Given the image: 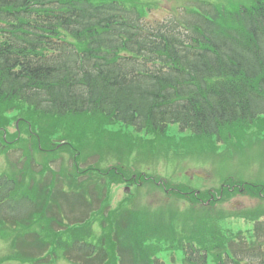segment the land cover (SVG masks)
I'll return each mask as SVG.
<instances>
[{
    "label": "trees",
    "instance_id": "1",
    "mask_svg": "<svg viewBox=\"0 0 264 264\" xmlns=\"http://www.w3.org/2000/svg\"><path fill=\"white\" fill-rule=\"evenodd\" d=\"M233 1L228 7L226 0H184L181 13L150 20L146 16L156 0H0V143L7 159L10 148L23 142H30V158L41 151L63 157L88 152L101 161L115 145L119 152L112 155L120 167L130 168L133 160L135 169L145 162L152 166L160 155L153 145L171 140V124L210 142L221 139L233 154V145L242 146L246 138L240 131L258 122L264 127V0ZM114 123L124 132L107 128ZM135 131L149 137H136ZM84 161L80 173L91 177L98 166ZM1 172L0 225L10 231L9 225L23 224L32 234L36 205L46 218L48 201L59 207L57 200L40 198L41 205L27 196L34 186L18 188L9 169ZM60 175L63 197L83 188L65 169ZM109 175L120 179L119 173ZM260 204L242 217L258 221L264 216ZM157 207L148 212L120 207L106 216L99 207L102 235L93 233L88 220L68 224L62 232L67 241L48 226L36 233L55 247L53 264H77L56 250L72 245L79 252L87 248V259L96 261L97 254L94 264H161L154 257L163 247L182 248L183 264H264V222L249 243L223 234L218 217H200L188 229L189 214L183 213L181 227L179 212ZM16 237H23L19 230Z\"/></svg>",
    "mask_w": 264,
    "mask_h": 264
},
{
    "label": "rangeland",
    "instance_id": "2",
    "mask_svg": "<svg viewBox=\"0 0 264 264\" xmlns=\"http://www.w3.org/2000/svg\"><path fill=\"white\" fill-rule=\"evenodd\" d=\"M131 1H133L136 4H139L138 3L139 0H131ZM151 1H154V0H151ZM231 1L232 0H226V6L229 7L232 4ZM235 1L240 2V0H235ZM235 1H233V3H235ZM156 2H157L156 6L152 8L148 14L149 16L151 15L150 18H152V20L153 19H163L165 17H168L173 11H177V9H179L181 13V10H182L181 7L185 3L184 0H156ZM158 2L160 3L158 4ZM18 124H19V120L17 119L15 121V125L17 126ZM259 124H261V122H258L255 128L257 132L256 136L251 132H249L248 134H245L246 139H247V143L245 145L240 146L238 148L236 145H233L235 147L233 150V156L237 160L230 158L228 155L229 154L228 151L225 152L226 150L225 148H220V150H222V154L220 156L215 155L213 157L211 154L208 155L209 150L219 152V148L214 147L213 142H210V141L205 142L204 140H202L196 135H193L187 138L184 135H182L183 132L179 129L177 124H172L169 130V134H171L170 136L171 140L170 139L167 141L161 140L159 143L157 142L156 145L155 144L153 145L155 146V148L159 149L161 157L158 155L156 156L155 160L157 162L154 164L155 170H153L152 168L151 169L156 174L159 173L158 176H161L160 172L164 176H166L165 173L166 174L176 173L171 180L174 182H180V181L185 182L188 179L187 177L184 178L183 176L186 170L184 168L188 167V170H186V174L194 178L190 182V184L195 187L201 186L203 189L211 188L214 186H219L222 183V180H229V178L231 177V174H233L235 180H232L230 178L229 181H231L232 183L237 182L242 187L244 186V189H245L244 191L245 192L247 191L248 193L253 191L254 193L257 194L258 190L261 189L259 190L260 191L259 195L264 197V130H263L264 127H259ZM107 128H110L111 130H116V132L118 133H122L125 130V127L120 123H114L112 125L107 126ZM73 132L76 135L78 134V132L75 130H73ZM132 134L136 135V137L137 136H140L143 138L149 137L143 132L138 133L137 131H135ZM107 151L109 152V157L107 158L106 161L99 162V163H97V161H101L99 155H96V154L92 155L90 153V156H88V152L83 153V156L85 158L88 157L90 161L94 163V166L98 165L100 177H99L98 182L96 183H99L101 181H106V177L104 176L110 173H114V166L119 165L115 158L116 154H118L119 152V147L118 146L115 147L114 145V149L110 148ZM250 151L252 152V156H250V158H247L246 156L249 154ZM114 152L116 153L115 156L112 155L114 154ZM224 153H226L228 156ZM69 157L72 160L75 159V156H72V157L69 156ZM80 157H82V154L81 155L79 154V158ZM134 159H135V156H134ZM245 159H248L250 161V165L248 162H244ZM132 163L133 161H130V164ZM1 165L2 166L7 165L4 159H0V168H1ZM54 165L55 166L53 167L56 168L57 173L62 172L63 169L66 168L71 174L70 178H73V175H72L73 171L70 169L68 165L65 164L64 161H59L58 163ZM11 169L12 168L9 167V171H11ZM54 173H55L54 169L51 170L50 168H48L47 173H45V177L39 174L40 176H38L39 178L38 180H40V186L47 185L48 181L50 180V177ZM198 176L201 178H199ZM38 180L36 182L37 190L39 189ZM110 183L111 182L109 181L108 184ZM108 184H105L106 190H107ZM83 185H84L83 188H84V191L86 192V195L94 196V194L99 193L96 186L92 182L87 183V181L84 180ZM230 187L234 191L235 196L231 198V200L225 205L228 207H231L230 208L231 210H236V209L241 210L242 208H245V207L255 206L260 201L259 197H255L252 194L250 196L247 192L246 193L244 192L245 194L239 193L240 189L238 188L234 189L231 185ZM102 189H103L102 192H105L104 187H102ZM108 192H109V189L106 191V195ZM133 193L136 195L133 196ZM143 193L144 195L141 196ZM113 194H114L112 196L113 201L115 203L119 201V204L117 203L115 207L119 208L120 206L123 205L122 207L128 208V209H125V212L127 211L132 212V210L134 211V210L144 208L145 205L151 204L153 200H156L159 203L161 207H158V208H160V210H163V211L172 210L171 211L172 215L179 212L180 210L181 212L188 213L187 209H191L190 204H185L183 201H177L175 199H171V200L164 199L161 193L159 192L157 194L155 193V190L152 185L151 186L144 185L141 188L132 187L130 193L123 192V187H120L119 189L116 190V192H113ZM70 195L71 196L69 197V199L60 200V203H61V208H62L61 210L63 212L68 213L69 215L70 214L72 215V212L73 211L75 212L76 208L78 209L81 208L80 203H82L84 200H83L82 191L75 193V194L71 193ZM101 197H104V194ZM92 201L96 202V199H93ZM218 206H219L218 210L220 209L219 211H222L224 206L221 207L219 204ZM53 207L57 209L56 205H54ZM90 209H92V206L90 207ZM52 210H55V209H52ZM213 210L216 211V209H213ZM210 213L211 212L209 211V212L200 213L199 215L196 214L194 218L201 219L200 217H202L203 219L204 218L207 219L209 218ZM214 215H215V212H212L211 216H214ZM40 218L42 217L38 215V220ZM240 220L243 225H246V223H243L244 221L243 219H240ZM221 222L222 221H220L219 224H221ZM188 223L191 224L190 222ZM38 224L39 222H35L34 226L37 227ZM242 224L239 221H236V224L230 223V225H234L236 226V228L241 226ZM247 224L250 225L249 223ZM121 225L124 228L126 226V221L123 220ZM24 228L25 227L23 224L15 225V227L14 225L13 226L9 225V229H10L9 231L7 227H3L0 225V236H2V238L4 239L6 235L5 233H2V232L9 231L10 239H12L13 241L17 240L16 245L23 241L30 240L32 244L25 243L23 245V249H25L26 247L28 248V254L30 255L22 252V250H19L18 257H21L28 261H32V260L35 261L36 259H38L39 253L43 255V253L47 249L50 250L48 247V244H50L51 241L47 243L43 239L41 240L38 235L34 237V235L32 236V234L30 233L26 234V231H25L26 228L25 229ZM18 230L23 235V237L19 239L16 237V231ZM16 245L15 247H17ZM4 249L7 251L9 247L7 246L6 242L0 239V253H2ZM60 250L61 252L62 251L65 252L64 250L68 251V248H65L63 250L60 248ZM74 254L77 255L76 252ZM161 255L164 256V254H161ZM180 255L182 256L181 252H180ZM11 256L12 257L14 256V252L11 253ZM123 256H124V259L126 260L130 258L129 251L127 250V252H123ZM211 260L212 259L210 258V261ZM176 262L180 263L179 260H177Z\"/></svg>",
    "mask_w": 264,
    "mask_h": 264
}]
</instances>
